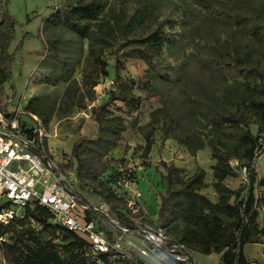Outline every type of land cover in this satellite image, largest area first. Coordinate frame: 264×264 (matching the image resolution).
Listing matches in <instances>:
<instances>
[{
	"label": "rangeland",
	"instance_id": "374dc122",
	"mask_svg": "<svg viewBox=\"0 0 264 264\" xmlns=\"http://www.w3.org/2000/svg\"><path fill=\"white\" fill-rule=\"evenodd\" d=\"M90 1L0 0V105L27 111L32 102L27 112L37 120L28 123L40 128L42 151L74 192L114 212L126 211L136 187L141 222L165 229L194 262L219 264V254L193 252L182 240L214 216L204 199L222 218V205L249 188L231 161L247 162L245 137H255L264 109V0H157L145 25L165 27L158 54L145 48L133 14L150 0H100L101 23L85 39L64 18ZM117 91L126 100L107 104ZM219 161L227 173L220 188ZM254 167L261 198L264 153ZM200 174L203 184L191 185ZM44 237L65 244L54 230ZM246 247L251 264H264V238Z\"/></svg>",
	"mask_w": 264,
	"mask_h": 264
},
{
	"label": "built area",
	"instance_id": "2783aa9c",
	"mask_svg": "<svg viewBox=\"0 0 264 264\" xmlns=\"http://www.w3.org/2000/svg\"><path fill=\"white\" fill-rule=\"evenodd\" d=\"M28 118L37 120L27 111L0 105V224L23 219L28 207L38 205L50 212L55 227L86 241V255L94 264H191L165 229L141 222L145 214L136 187L121 215L107 205L81 202L30 134L40 136V128ZM260 145L264 149V131ZM231 166L249 180V170L239 160ZM6 241L7 236H0L1 254Z\"/></svg>",
	"mask_w": 264,
	"mask_h": 264
},
{
	"label": "trees",
	"instance_id": "16d2710c",
	"mask_svg": "<svg viewBox=\"0 0 264 264\" xmlns=\"http://www.w3.org/2000/svg\"><path fill=\"white\" fill-rule=\"evenodd\" d=\"M9 0H6L8 3ZM157 0H150L148 4L141 2L133 10L136 23L140 28V34L143 36L145 48L155 54L162 53L167 34L165 27H159L157 30L145 25V19H149L150 12ZM147 2V1H146ZM7 5V4H6ZM100 0L79 3L72 7L66 14L64 21L72 28L78 30L79 34L85 39H90L88 35L94 30L102 19ZM153 12V11H152ZM14 22L17 21L14 19ZM161 25V24H160ZM85 27L87 32L82 31ZM151 27V25H150ZM149 28V29H148ZM148 29V30H147ZM94 32V31H93ZM14 55L8 58L6 77L12 78L10 70ZM5 80V79H3ZM121 99V92L113 94L107 104ZM32 108V102L29 103L27 111ZM30 113V112H29ZM34 115L33 113H30ZM36 116V115H34ZM264 131V109L261 112V121L255 137L248 135L245 137L244 157L246 166L249 170V188L243 197H237L233 205L225 203L221 210L224 217L218 216L216 211L218 206H214L207 199L205 200L206 209L214 216H207L202 219L198 226L188 230L183 236L182 244L193 252L204 255L219 254V264H251L245 254V247L249 244H260L264 238V226L260 224L259 206L264 208V176L258 182L263 189L261 198L255 194L254 184L256 183L255 162L263 153L264 149L260 145V136ZM30 134L35 137L37 144L41 146L38 133ZM82 141L74 144L73 155H77L78 148ZM41 150V149H40ZM223 162L219 161L215 167V177L219 180L217 187H221L222 181L227 173L221 169ZM169 174V181L171 179ZM191 185H202L203 175L196 176L190 183ZM79 200L84 203L89 201L78 193ZM169 198L161 197L159 208V217L163 226L168 224ZM115 213L121 215L120 210ZM212 218V219H210ZM56 231L62 235L64 245L55 244L51 239L44 237L49 231ZM0 236H7L8 241L3 243L1 250L5 264H94L87 257L88 245L85 240L72 233L58 229L51 223L50 212L38 205L28 207L23 219L14 220L9 225L0 224ZM178 252L189 256V262L194 261L192 256L185 248L179 247ZM105 264H109L106 262ZM130 264V263H126ZM195 264H198L195 262Z\"/></svg>",
	"mask_w": 264,
	"mask_h": 264
},
{
	"label": "crops",
	"instance_id": "0c3cea01",
	"mask_svg": "<svg viewBox=\"0 0 264 264\" xmlns=\"http://www.w3.org/2000/svg\"><path fill=\"white\" fill-rule=\"evenodd\" d=\"M245 254H246L247 258H249V254H248V252H247V247H245ZM263 255H264V254H263Z\"/></svg>",
	"mask_w": 264,
	"mask_h": 264
},
{
	"label": "water",
	"instance_id": "95a60500",
	"mask_svg": "<svg viewBox=\"0 0 264 264\" xmlns=\"http://www.w3.org/2000/svg\"><path fill=\"white\" fill-rule=\"evenodd\" d=\"M191 264H195V262H194V261H192V262H191Z\"/></svg>",
	"mask_w": 264,
	"mask_h": 264
}]
</instances>
